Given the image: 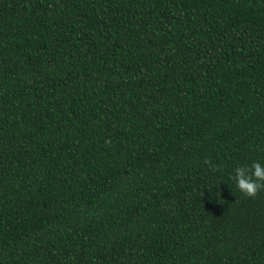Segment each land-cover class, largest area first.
Here are the masks:
<instances>
[{
    "label": "trees",
    "instance_id": "trees-1",
    "mask_svg": "<svg viewBox=\"0 0 264 264\" xmlns=\"http://www.w3.org/2000/svg\"><path fill=\"white\" fill-rule=\"evenodd\" d=\"M257 159L264 0H0V264H264Z\"/></svg>",
    "mask_w": 264,
    "mask_h": 264
},
{
    "label": "clouds",
    "instance_id": "clouds-1",
    "mask_svg": "<svg viewBox=\"0 0 264 264\" xmlns=\"http://www.w3.org/2000/svg\"><path fill=\"white\" fill-rule=\"evenodd\" d=\"M229 179L239 192L254 196L258 189L264 187V163L257 159L247 164H236Z\"/></svg>",
    "mask_w": 264,
    "mask_h": 264
}]
</instances>
